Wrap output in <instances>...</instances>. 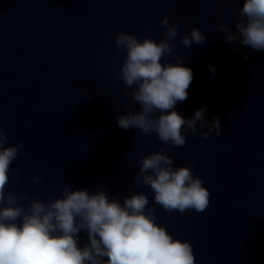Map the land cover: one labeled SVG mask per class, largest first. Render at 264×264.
Returning a JSON list of instances; mask_svg holds the SVG:
<instances>
[{"label":"clouds","instance_id":"clouds-1","mask_svg":"<svg viewBox=\"0 0 264 264\" xmlns=\"http://www.w3.org/2000/svg\"><path fill=\"white\" fill-rule=\"evenodd\" d=\"M239 13L236 32L227 22L219 25L225 41L235 46L239 39L241 49L264 50V0H243ZM161 26L166 31L159 42L125 32L115 35L116 47L126 53L120 79L126 88L133 89L130 95L140 106L139 111L117 115L118 127L139 129L143 136L155 133L161 144L176 148L185 145L184 133L202 139L213 131L219 135L220 117L208 121L206 108L187 119L173 110L178 102L187 100L193 72L183 66L184 58L177 57L172 43L178 36V25L165 16ZM206 41L198 28L180 38L186 48ZM242 54L246 60L252 52ZM166 55L176 62L162 63ZM209 70L214 77L215 68ZM198 124L199 129L207 127L208 131L199 132ZM8 140L0 127V264H195L191 243L174 238L156 222V209L149 207L143 192L126 195L122 202L103 188L74 190L71 185H65L59 197L46 200L6 194L10 170L13 182L20 175V169L11 165L23 149L22 143L9 145ZM166 151L161 148L137 161L134 184L148 186L152 202L165 212H204L210 204V192L203 180L190 166L174 167L175 161ZM33 181L40 183L41 177L34 176ZM21 201H26L27 207ZM82 232L87 242L81 246Z\"/></svg>","mask_w":264,"mask_h":264}]
</instances>
